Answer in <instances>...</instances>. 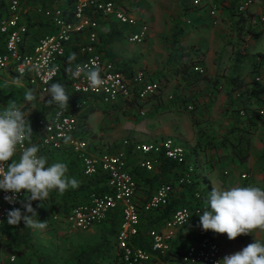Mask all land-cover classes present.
Wrapping results in <instances>:
<instances>
[{
  "label": "crops",
  "instance_id": "crops-1",
  "mask_svg": "<svg viewBox=\"0 0 264 264\" xmlns=\"http://www.w3.org/2000/svg\"><path fill=\"white\" fill-rule=\"evenodd\" d=\"M55 1L20 0L19 24L26 28L29 26V34L26 35L25 43L27 49L32 48L40 37L54 34L55 31L50 27L45 12L51 6H55L60 2V0ZM189 1L185 0L186 3L183 6V11L187 10L186 4ZM242 1L204 0L203 8L197 10L198 12L195 11V16L192 17L190 15L192 22H196L197 26L188 28L184 23V26H181V28L176 21L177 19L169 18L167 15L169 11H160L161 9L167 8L170 0H140L134 7L133 13L138 19L144 20L150 26L148 38L141 46L130 45L124 41L125 32L129 31L128 28L114 21L101 20L99 22L101 26V51L103 54L117 65L123 74L130 75L137 70H143L148 81L158 82L161 86L157 96L149 99L143 108L145 115L153 112L157 118L156 122H147L143 117L140 118L136 113L133 114L137 109L132 105L129 107L123 106L117 109H120L121 112L126 109L127 113L124 117L119 118L120 123L115 122L116 125L114 123L112 124L116 128L113 131L111 130L113 132L111 137L115 139L122 137L124 140L128 137L140 143H150L155 140L161 141L164 139L173 140L177 145L186 149V163L193 162L192 164L190 163L192 166L200 165L198 166L200 186H208L210 190L213 187L217 189H226L234 186L264 187V173L261 170L263 164L260 160L264 142H260L261 138L257 137L258 133L255 136H250L248 135L249 130H247V127L250 126L262 128L261 123H263V120H250L249 117H246L249 119L247 121L245 117H236L237 110L244 107V105H247L249 108H254L253 103L257 102L259 106L256 108H264V92H258L250 85L251 79L253 78V74L251 73L254 69L253 67L257 59L261 60L264 54L260 53L256 59L254 58L250 63H246V61L244 62L242 60L245 56V49H241V52L236 57L234 56L235 58L231 61L229 60L230 53H228L231 47L229 49L227 46V39L235 38V35H240L241 37L243 34L246 35V37L244 36L246 38H244L245 41L241 43L245 44V47L248 45L252 46L256 40L264 37V26H254L251 23L252 19L250 16L238 15L236 12V9ZM5 2L7 5V0ZM2 7L1 10L4 13V7ZM212 8L216 9V14L213 19L208 14ZM156 10L157 18L155 17ZM253 11H258L257 2ZM5 16L4 18H6ZM4 18L0 20V31L1 22L4 21ZM210 21L211 26L208 24ZM212 21H214V24H212ZM164 33L168 36L167 43L169 44L167 45L162 42ZM0 34L2 33L0 32ZM155 37H157V44L154 42ZM86 40V34L79 36L67 48L66 52L73 55L77 52V46L84 44ZM238 42L240 43L241 40L239 39ZM156 49L157 68L150 62L154 57L153 53L156 52ZM193 61H197L203 67L205 71L204 76L199 77L193 73L191 67ZM260 64L264 70V61L260 62ZM229 77L234 78L233 83H229V79H231ZM15 82H17V79L12 72L8 70L0 71V95L2 96V90L4 92L5 89L11 88L12 91L15 89L18 90L12 92L13 94L5 106L0 105V111L11 106L13 102H16L25 111L26 118L29 116L28 119H31L33 117L32 114L38 108L49 107L48 104H42L41 106L26 102L24 99L25 92L33 89L27 87L26 82L20 85V87ZM6 92H9V90ZM67 94L70 95L71 93L67 92ZM187 105H192L194 108L193 111H187ZM108 119L113 121L112 118ZM34 135L36 136V133ZM243 136L244 138H248L245 142L242 141L244 140ZM204 142H207V145H203ZM242 142H244L248 150L253 145L257 152L251 154V160H248L247 163H243L238 159V151L241 148L240 145ZM32 143L39 145L38 139ZM46 149L51 151L56 150L57 157L59 156L58 158L62 159V151H66L65 149L68 151L70 148L66 145H61L60 148L50 145ZM130 150L128 149L126 153L131 154ZM15 158L18 159V156ZM258 159L259 161H257ZM60 162L67 164L66 159ZM75 166L74 169H76ZM74 169L70 171L72 175L70 173H66V175L69 179H75L77 181L76 187H79L84 181L83 179L80 180V177L75 176V173H72ZM80 170L82 172V167ZM242 175H245L246 178L242 179ZM94 177L96 178L98 175ZM105 177L107 180V176ZM89 178L87 177V179ZM152 186L154 187L150 188ZM152 186H139L140 190L136 192V203L138 207H141L159 187L157 183H154ZM139 187H137V190ZM180 191L181 188L174 186L170 192L169 199H181L182 193ZM143 194L145 197H142ZM140 198L143 200L140 201ZM201 211L203 212V210ZM60 213L61 209L57 208L56 213L52 215L53 220L70 231H77L61 221ZM115 213L120 215L118 212L110 213L105 221ZM198 218L199 215L195 213L190 225L185 229L167 231L163 230L164 224L152 229L163 231L164 234H170L169 251L178 252V249L182 248L185 242L191 239V236H195L197 226L195 229H191V224ZM105 221L97 225L95 229H92V232H95L100 226L102 228L104 223L107 225ZM101 228L98 231L100 234ZM141 233H143L142 230ZM248 236L253 239L252 243L256 239L264 242L257 232L246 235L247 238ZM145 238L147 240V236ZM188 243H186V246L192 242ZM246 246L247 243L242 247L236 246L226 251L224 250V257L232 255ZM116 255L117 251L114 247L110 256L112 261ZM163 257L165 255L157 254L154 263H174L172 260H163Z\"/></svg>",
  "mask_w": 264,
  "mask_h": 264
},
{
  "label": "built area",
  "instance_id": "built-area-1",
  "mask_svg": "<svg viewBox=\"0 0 264 264\" xmlns=\"http://www.w3.org/2000/svg\"><path fill=\"white\" fill-rule=\"evenodd\" d=\"M139 2L140 0H72V2L64 0V4L59 2L45 12L50 27L55 31L54 34L40 37L32 48L27 49L25 46L27 28L19 24L20 0H7L6 18L1 22L0 31L7 34L5 52L0 54V71L12 72L39 95L46 94L50 84L59 76L61 60L67 48L79 36L86 34V42L77 46L78 62L76 64L82 67L87 66L89 69L99 68L104 84L91 88L84 73H81L78 78H73L70 73L71 91L81 100L75 103L73 112L54 109L39 118L36 123V137L42 149L50 145L56 148L66 145L72 153L78 154L85 177H94L99 174L107 176L108 191L91 192L85 202L72 208L61 221L77 231H86L100 225L110 213L118 212L121 223L116 235L115 249L121 264H154L157 254L168 253L169 241H171L170 234L150 229L146 235L150 250L134 245L133 240L141 232V215L167 205L173 188L169 184H162L141 207H138L137 184L130 172L126 152L131 149V154L137 159L136 166L145 172L155 169L161 154L164 158L177 163H182L187 156V151L171 139L150 143L123 140L117 150L93 154L89 152L91 148L89 139L81 137L77 126V115L91 106L92 109H96L98 105L112 108L131 104L138 110L139 116L144 117V105L160 92V84L148 81L143 70L125 75L101 51L99 23L101 20L114 21L128 28L129 31L124 35V41L127 44L141 46L146 42L150 26L133 13L134 7ZM256 2L258 11L255 12L253 10ZM203 3L204 0H190L189 6L197 11L201 9ZM60 5L65 7L61 8ZM236 12L238 15L250 16L254 26L264 25V0H243ZM208 14L213 19L216 9H210ZM187 24L192 25L189 21ZM34 66H38V69ZM191 67L197 76L205 75L203 67L197 61H193ZM253 68L252 85L254 87L252 88L263 93L264 70L261 68L260 60H257ZM244 107L248 110L243 107L237 110L236 114L239 118L246 117L251 110L247 105ZM193 109L192 105L186 106L187 111H193ZM255 111L261 117L264 115L263 107L256 108ZM62 133L71 137L68 143L64 142ZM194 173L195 166L189 165L177 183L189 184ZM241 178L245 179L246 176L242 175ZM4 195L5 193L0 192V233L7 211L19 204L7 203ZM195 197L200 198L198 193ZM22 198L23 194L20 196V199ZM195 213L199 215L202 211L200 209L193 211L188 206L178 208L164 222L163 230L185 229L191 223ZM195 236L201 240L187 245L176 264H217L218 261L223 260L227 234L204 231L198 224ZM0 264H18L17 257L10 255L0 259Z\"/></svg>",
  "mask_w": 264,
  "mask_h": 264
},
{
  "label": "clouds",
  "instance_id": "clouds-1",
  "mask_svg": "<svg viewBox=\"0 0 264 264\" xmlns=\"http://www.w3.org/2000/svg\"><path fill=\"white\" fill-rule=\"evenodd\" d=\"M74 59L75 54L69 57L70 66L66 69L73 78L84 73L89 87L96 88L104 84L99 68L89 69L80 64L72 66ZM34 68L38 69V66ZM47 92L49 106L57 109L68 106L70 97L61 83H51ZM24 99L32 102L36 96L29 89ZM28 117L16 102L0 111V192L5 193L4 200L7 203L21 205L7 211V225L16 226L23 221L25 227L44 229L46 221L35 219L33 202L38 201L43 205L51 192L63 194L69 187L75 188L77 181L67 177L65 163H49L46 156L39 154V145L28 143L33 135ZM62 135L65 143L71 140L70 136ZM17 156L18 159L14 158ZM204 203L205 209L199 214V227L204 231L227 234L229 240L257 231L264 232V187H213ZM217 264H264V242L256 239L240 251L225 256Z\"/></svg>",
  "mask_w": 264,
  "mask_h": 264
},
{
  "label": "trees",
  "instance_id": "trees-1",
  "mask_svg": "<svg viewBox=\"0 0 264 264\" xmlns=\"http://www.w3.org/2000/svg\"><path fill=\"white\" fill-rule=\"evenodd\" d=\"M55 1V0H54ZM72 2V0H69ZM56 2V1H55ZM4 7V13H2L1 7ZM6 4L4 2L0 3V20L4 18L6 15ZM2 7V8H3ZM29 34V26H27L26 29V35ZM6 37L7 34L2 33L0 34V54H3L5 52V43H6ZM75 54V59L72 61V66L75 65L77 60V52ZM72 55L65 53V56L61 60V70L59 72V76L55 79L53 83H61L64 85L65 90L67 92L71 93L69 95V101L68 106H66L64 109L68 112H73V106L75 103L81 98L76 97L72 91H71V85L69 80V75L66 71V69L70 66L69 65V57ZM264 61V56L261 57L260 62ZM14 75V74H13ZM15 78H18L16 75H14ZM229 83H233V77H229ZM26 86L30 88V86L26 83ZM9 92H6L8 91ZM18 91L17 89L11 90L5 89L3 92L2 90V96L0 95V105L5 106L6 102L9 98L12 96V92ZM131 105V104H130ZM129 105V106H130ZM92 107V106H91ZM87 108L84 111L80 112L77 115V126L80 129V135L82 138H88V128L86 127V124L88 122L89 116L95 111V109ZM117 108H121L118 106H114L110 108L108 112L116 111ZM246 109V107H243ZM251 108V107H250ZM57 109L55 106H49V107H42L38 108L34 113L33 117L29 119L30 127L32 129L33 135L31 137V140L29 142L36 141L37 138L34 135L36 132V123L39 120V118L43 117L47 113H49L51 110ZM248 110V109H246ZM255 108H251L249 111V115L246 117H249L250 120H258L262 117L255 111ZM245 117V118H246ZM35 136V138H34ZM40 147V146H39ZM66 151H62V159H59L57 157L56 150H49V149H42L40 148L41 155H44L48 158L49 163L54 162H60L64 159L67 160V174H71V170L74 169V165H76L74 162L75 160L72 159L73 155H75L71 152L69 149H65ZM65 155H67L65 157ZM187 157V156H186ZM64 158V159H63ZM60 160V161H59ZM186 160V159H185ZM183 161L182 163H177L175 161L168 160L163 157V155H159L158 163L155 166V169L149 173H146L145 171L139 169L135 163H132L129 161L130 165V172L136 181L137 187L140 185H149L152 186L154 183H157L158 186H161L162 184H169L174 188V186L177 188H181L180 193H182V198L177 199H169V203L165 206H161L158 209H155L149 213H143L140 217V226L143 227V233L139 234L137 238L133 240L134 245L139 246L145 250H150L148 246V241L146 240V232L152 228H157L158 225L164 224V222L169 219L170 215L177 210L178 208L182 206H188L193 211L197 209H201L204 211L205 209V199L209 193L210 188L208 186H200L199 179V172H198V166H195V173L194 176L191 178V182L189 184H178V180L182 177L183 173L187 170V167L190 165V163H186V161ZM260 160L263 164V170H264V147L263 151L261 153ZM155 170H157L155 173H153ZM72 175V174H71ZM79 174H76L77 176ZM83 175V174H82ZM84 176V175H83ZM106 175H101L98 177H90L89 179L86 178L83 183L79 187L72 188L69 187L63 194H59L57 192H51L49 195V198L45 200L44 204L41 205V202H33V208L36 211V220H40L41 222L46 221V224L52 223L53 214L56 213L57 208L61 209V218H65L70 210L74 207H77L78 205L85 202L91 192H102V191H108L106 187ZM82 178V176H81ZM154 186L150 187L153 188ZM196 193L199 194L200 198H196ZM26 198V197H25ZM23 199V198H22ZM21 199V200H22ZM40 205V206H38ZM41 206H43L41 208ZM21 207L20 203L16 208ZM103 224V227L101 228V237L100 241L98 243L93 244H86L85 246L79 247L74 253L71 254L70 257V264H121L118 261L117 255L115 259L112 261L111 259V253L115 247L116 244V235L117 231L119 229L121 218L118 214H112L109 219H107ZM199 224V218L197 220H194L191 224V229H195V227ZM190 225V224H189ZM29 227H25L23 221L19 225L16 226H10L7 225V222L5 220L3 224L2 231L0 233V240H3V238L7 237L10 239V241H14L15 245L24 242L23 237L27 234ZM201 239L197 238L196 236H191V239L189 241H186L182 248L178 249V252H172L170 250L165 257H163V260H172L174 261L173 264H176L179 260L180 254L186 247V243H196L199 242ZM188 243V244H189ZM24 264V263H22Z\"/></svg>",
  "mask_w": 264,
  "mask_h": 264
},
{
  "label": "rangeland",
  "instance_id": "rangeland-1",
  "mask_svg": "<svg viewBox=\"0 0 264 264\" xmlns=\"http://www.w3.org/2000/svg\"><path fill=\"white\" fill-rule=\"evenodd\" d=\"M5 1L6 0H0V3L4 2V4H6ZM60 3L64 4V0H61ZM185 3H186L185 0H170V2L167 4V8L161 9L160 11H163V10L169 11V13L167 14L169 16V18L177 19L176 21L180 27L181 26L183 27L184 23L186 24V27H188V28L196 27L197 23L192 22V19L190 18V15L193 17V16H195L196 12H195V10L190 8L189 3L186 4L187 10L183 11L184 10L183 6L185 5ZM203 5H204V3H203ZM203 5L201 8H203ZM60 7L64 8L65 6L60 5ZM203 10H205V9H203ZM200 11H202V10H200ZM155 17L157 18V10L155 13ZM187 18H189V19H187ZM186 20L189 22H192V25L187 24ZM210 23H211V21L208 22V24L211 26ZM156 25H157V23H156ZM229 36H231V35H229ZM244 36L246 37L245 34H243L242 37L240 35H238V36L235 35V38H233L231 36L232 38L227 39V46L229 47V49L231 47V49L228 50V53H230L229 60L232 61L239 54V52H241V49L242 50L245 49V56L242 60L244 62L246 61V63H250L254 58L256 59L258 57V54H260V53L264 54V37L259 39V40H256L252 44V46L248 45L247 47H245V44H241L246 39ZM239 37H241V38H239ZM167 38H168L167 34L164 33L163 38H162L163 44H166V45L169 44V43H167L168 42ZM239 39L241 40L240 43L238 42ZM154 42L157 44V37H155ZM236 49L238 52L236 51ZM233 51H236V52H233ZM153 55H154V57H153V59H151L150 62L152 65L154 64L155 67L157 68V49H156V52L153 53ZM16 79H17V82H15V83H16V85L18 84V87H20V85L24 84V82H25L23 79H20V78H16ZM250 83H251V86L254 87L252 85V79H251ZM33 94L36 96V99L30 103L39 104L41 106H42V104H44V105L48 104L47 103V101L49 99L48 92L46 94H43V95L42 94L39 95V94L34 93V92H33ZM260 105H261V103H260ZM257 106H259V103H257V102L253 103L254 108ZM127 107H129V106H127ZM109 109L110 108H107L104 105H98L96 107L95 111L88 118V122L86 124V127L88 128V133H89V135L87 137H88V139L90 141V145H91L90 146L91 148L89 150L90 153L97 154V153L105 152V151H109V150H117L119 148L122 140H124L122 137L116 138V139L111 137V135L113 133L112 131L115 130V128H116L115 126H112V124L113 123L115 124V122L120 123L119 118L124 117L127 113V110L123 109L124 111L121 112V110L119 109L116 111L108 112V111H111ZM135 113L138 117H140L138 115L139 112L137 110H135L133 114H135ZM25 115H26V113H25ZM236 117H237V115H236ZM108 118H112L113 121H110V119H108ZM140 118H142V117H140ZM143 119L147 122H153V123H155L157 120V118H156V116H154L153 112L147 113V115H145V117H143ZM246 120L249 121L248 118H246ZM262 120H263V123H261L262 128H260V127L254 128L251 126L247 127V130H249L248 135H250V136L254 135L255 136L258 133L257 137L261 138L260 139L261 143L264 142V115L261 118V121ZM220 122H222V121L220 120ZM203 131H204V129H203ZM119 139H121V140L119 141ZM125 139L129 140V141H133L131 138H128V137ZM243 139L244 140H242V141L245 142L246 139H248V138H244V136H243ZM153 142H157V140H155ZM244 142H242L240 145L241 148L238 151L239 152L238 153L239 154L238 159L241 160L243 163H247L248 160H251L250 159L251 154L257 153V152L255 151L253 145L248 150L246 148V146L244 145ZM203 145H207V142H204ZM125 156L128 159V161H130L132 163H135L137 160L136 156L132 155L130 153H126ZM72 159L75 160L74 163L76 164V166H75L76 169H74V171H72V173L79 174L77 176L80 177V180L83 179V181H84L86 178L83 177V175H82L83 173L80 170L82 167L80 156L79 155L78 156L73 155ZM190 161H192V160H190ZM257 161H259V159ZM190 163L192 164L193 162H190ZM197 166H200V165H197ZM261 170L264 173L263 167H261ZM81 176H82V178H81ZM139 190H140V187L138 188L137 192ZM142 197H145L144 194L142 195ZM139 200L141 201L143 199L140 198ZM144 226H145V224H144ZM144 226L141 227L142 231L144 230V228H143ZM95 227H93L89 230H86V231H70V230L64 228V226H62L60 223L55 222L52 219V223L46 224V227L44 229H33V228L29 227L27 234L23 237L24 242H22V243L15 245V242L10 241V239L7 237L3 238V240H0V259H5L10 255H15L17 257L18 264H22V263H24V264H70L71 254L74 253L79 247L85 246L86 244L96 243L98 240H100L101 234L98 232L100 230V228L97 229L95 232H92V229H95ZM257 233L262 237V240L264 241V232L257 231ZM252 241H253V239L250 236H248V238H247L246 235L238 236L235 240L227 239L226 243H225V249L224 250L226 251L229 248H232V247L234 248L236 246L242 247V246H245L246 243H247V245H249V243L251 244ZM232 245H234V246H232ZM154 264H157V263H154Z\"/></svg>",
  "mask_w": 264,
  "mask_h": 264
}]
</instances>
